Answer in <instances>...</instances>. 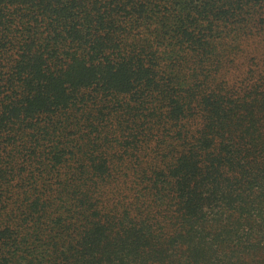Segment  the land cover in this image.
<instances>
[{
    "label": "trees",
    "instance_id": "16d2710c",
    "mask_svg": "<svg viewBox=\"0 0 264 264\" xmlns=\"http://www.w3.org/2000/svg\"><path fill=\"white\" fill-rule=\"evenodd\" d=\"M0 264H264V0H0Z\"/></svg>",
    "mask_w": 264,
    "mask_h": 264
}]
</instances>
